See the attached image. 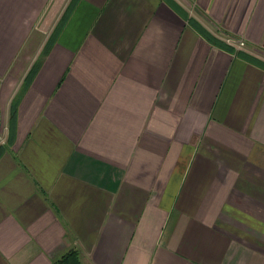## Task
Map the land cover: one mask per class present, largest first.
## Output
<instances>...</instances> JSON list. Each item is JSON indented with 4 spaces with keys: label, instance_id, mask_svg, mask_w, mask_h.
I'll return each instance as SVG.
<instances>
[{
    "label": "crops",
    "instance_id": "crops-1",
    "mask_svg": "<svg viewBox=\"0 0 264 264\" xmlns=\"http://www.w3.org/2000/svg\"><path fill=\"white\" fill-rule=\"evenodd\" d=\"M72 250L264 264V0H0V264Z\"/></svg>",
    "mask_w": 264,
    "mask_h": 264
},
{
    "label": "trees",
    "instance_id": "trees-1",
    "mask_svg": "<svg viewBox=\"0 0 264 264\" xmlns=\"http://www.w3.org/2000/svg\"><path fill=\"white\" fill-rule=\"evenodd\" d=\"M53 264H80L77 251H69Z\"/></svg>",
    "mask_w": 264,
    "mask_h": 264
},
{
    "label": "built area",
    "instance_id": "built-area-1",
    "mask_svg": "<svg viewBox=\"0 0 264 264\" xmlns=\"http://www.w3.org/2000/svg\"><path fill=\"white\" fill-rule=\"evenodd\" d=\"M227 43H234L235 45H237L238 47H243L245 45L244 41L242 40H236V39H233L231 37H228L226 39Z\"/></svg>",
    "mask_w": 264,
    "mask_h": 264
}]
</instances>
